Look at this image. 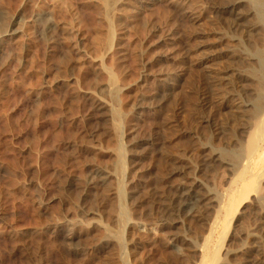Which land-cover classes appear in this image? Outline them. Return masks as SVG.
<instances>
[{
  "label": "rangeland",
  "instance_id": "1",
  "mask_svg": "<svg viewBox=\"0 0 264 264\" xmlns=\"http://www.w3.org/2000/svg\"><path fill=\"white\" fill-rule=\"evenodd\" d=\"M229 3L0 0V264H264V0Z\"/></svg>",
  "mask_w": 264,
  "mask_h": 264
},
{
  "label": "bare ground",
  "instance_id": "2",
  "mask_svg": "<svg viewBox=\"0 0 264 264\" xmlns=\"http://www.w3.org/2000/svg\"><path fill=\"white\" fill-rule=\"evenodd\" d=\"M145 1V0H143ZM242 0H232V3H229L228 5H225L224 8L225 9H228L230 12H233L235 10V7L236 5L241 2ZM2 14V10L0 9V15ZM38 18V17H37ZM40 18H38L39 20ZM18 20H15L13 19V23L11 25L10 28L8 29H5V30H0V47H1V42H3L4 40H6V36H12L14 37L15 35H17V33L19 32V27L17 26L18 24ZM45 29L48 31L49 29L52 30V24H49V23H46L45 24ZM56 27V26H55ZM50 30V31H51ZM49 34V33H48ZM52 35H50L47 40H48V43L49 44H53L54 42V38L55 37H51ZM54 36V35H53ZM56 39V38H55ZM263 54V53H262ZM262 57L264 58V56L262 55ZM261 57V59H263ZM206 59H209V57H206ZM205 59V60H206ZM264 61V60H263ZM262 61V62H263ZM72 77V76H71ZM73 79V77H72ZM69 80H70V77H69ZM102 86V85H101ZM101 88V91H104L106 90V85L102 86ZM100 91V90H99ZM98 90L97 92H95L96 95L100 94L101 93L103 94L104 92H100L98 93ZM98 97V96H97ZM103 97V96H101ZM99 98V97H98ZM103 98H100V102H99V107L100 108H103L105 107V104L103 103L104 101H102ZM98 100V99H97ZM253 148H254V153L256 154L255 156H253V158L250 160V167L248 168V170L251 171L252 174H255L257 173L260 169H262L264 167L262 161H259L261 158H262V152L259 153L263 148H264V140L263 142H256L254 145H253ZM106 173V172H105ZM109 175V174H108ZM108 175H105L104 172H100V171H94V174H92V177L89 178L88 180V184L91 186V185H94L95 183H97L96 181L98 180V177L102 178L104 180L103 182V185L104 184H107V180H108ZM110 176V175H109ZM244 182V183H243ZM239 182V184L241 185V187L243 188V192H246V194L252 192V190H254V185L251 183V182H245V180H243ZM251 183V184H250ZM238 184V185H239ZM108 185V184H107ZM96 186V185H95ZM94 186V187H95ZM104 187V186H103ZM250 191V192H249ZM248 194L247 196L243 195L245 197H248ZM201 195H198L197 193L195 194L192 190H186V191H183L182 195H181V199H182V203H181V210H180V216H184V217H189V216H195L197 215V211H199V208L201 207V205L203 204V206H207V207H212L213 204L211 202V199L208 198V197H204V196H201ZM232 202V198H230V203ZM232 204V203H231ZM178 221V219L174 220L173 221V224L175 225V223ZM69 234V233H68ZM14 239V238H13ZM5 241V240H4ZM3 242V241H2ZM10 242V241H9ZM15 243V242H14ZM30 243V242H29ZM11 244V243H10ZM15 245V244H14ZM9 247V246H7ZM249 261V260H248ZM258 263V260L257 259H253V260H250V263L249 264H257Z\"/></svg>",
  "mask_w": 264,
  "mask_h": 264
}]
</instances>
